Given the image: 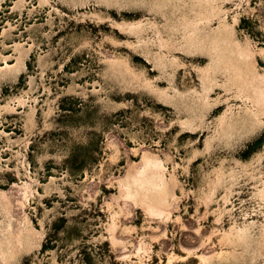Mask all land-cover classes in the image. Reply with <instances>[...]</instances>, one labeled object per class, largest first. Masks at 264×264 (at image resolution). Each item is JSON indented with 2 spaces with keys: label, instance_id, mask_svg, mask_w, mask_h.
Returning <instances> with one entry per match:
<instances>
[{
  "label": "rangeland",
  "instance_id": "374dc122",
  "mask_svg": "<svg viewBox=\"0 0 264 264\" xmlns=\"http://www.w3.org/2000/svg\"><path fill=\"white\" fill-rule=\"evenodd\" d=\"M0 264H264V0H0Z\"/></svg>",
  "mask_w": 264,
  "mask_h": 264
},
{
  "label": "bare ground",
  "instance_id": "6f19581e",
  "mask_svg": "<svg viewBox=\"0 0 264 264\" xmlns=\"http://www.w3.org/2000/svg\"><path fill=\"white\" fill-rule=\"evenodd\" d=\"M244 48H245V47H244ZM244 48H243V49H244ZM240 53H241V52H240ZM242 53H243V52H242ZM241 55H242V54H241ZM244 55H245V54H244ZM5 63H6V62H5ZM255 76H256V75H255ZM256 78H257V77H256ZM256 82H257V80H256ZM256 82H255V83H256ZM258 83H259V82H258ZM256 84H257V83H256ZM254 85H255V84H254ZM254 95H255V94H254ZM257 95H259V94H257ZM261 108H262V107H261ZM262 113H263V112H262ZM146 156H149V155H146Z\"/></svg>",
  "mask_w": 264,
  "mask_h": 264
}]
</instances>
